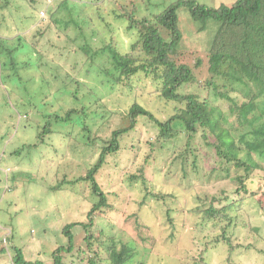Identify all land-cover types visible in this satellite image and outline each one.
I'll use <instances>...</instances> for the list:
<instances>
[{
  "label": "rangeland",
  "instance_id": "374dc122",
  "mask_svg": "<svg viewBox=\"0 0 264 264\" xmlns=\"http://www.w3.org/2000/svg\"><path fill=\"white\" fill-rule=\"evenodd\" d=\"M165 1L10 0L8 8L0 9L1 39L9 47H17L9 58L2 54L9 66L0 67V239L8 248L19 247L26 260L53 264L52 251L68 241L62 232L64 225L91 221L87 232L90 246L85 240L87 229L82 225L71 228L74 249L72 254H63L64 264H74L75 257L78 264H88L94 251L103 263L105 249L114 243L118 247L121 241L137 250L140 263L136 264H226L228 258L232 264H264V210L254 197L241 210L230 213L246 224L236 228L233 241L250 246L236 249L231 257L222 243L212 242L222 234L223 221L217 220L213 226L208 219L211 223L203 229L198 223L205 218L191 210L198 206L199 195L212 196L216 206L226 195L234 198V186H238L234 184L251 172L233 162H214L215 139L210 133L192 139L201 161L198 169L188 166L187 180L179 150L172 152L171 147L162 154L151 148L147 141L154 139V123L140 116L136 126L119 139L120 149L108 154L94 175L109 206L88 216L98 197L90 180L84 178L85 171L109 144L114 128L129 125L123 111L136 100L161 120L174 112V103L152 92L159 86L151 75L132 76L128 87L113 81L114 68L105 47L111 42L126 52L135 37L125 30L123 19H114L116 10L133 8L135 17L143 18L158 12ZM194 1L217 7L235 0ZM177 14L179 26L188 32V7H179ZM117 25L119 30H114ZM14 33L23 34L19 42L13 43ZM212 33L193 32L184 43L191 42L202 51L209 42L207 34ZM98 49L104 52L96 54ZM204 77L202 71L198 78ZM181 91L195 92L226 107L220 97L209 95L207 86L188 84ZM237 96L239 102L251 100L248 95ZM248 103L254 105L248 117L256 115L258 122H264V96ZM71 108L75 110L69 111ZM244 112L223 120L229 128L240 124L233 131L236 138L249 129V124L238 123L236 118L245 123ZM253 154L262 168L246 180V188L264 199V155ZM140 167L143 171H138ZM131 173H139L138 178L131 181ZM215 174L221 178L214 183ZM252 178L260 180L252 185ZM143 197L147 201L140 203ZM10 253L11 249L9 254L0 251V264H12ZM200 256L204 263L192 260Z\"/></svg>",
  "mask_w": 264,
  "mask_h": 264
},
{
  "label": "trees",
  "instance_id": "16d2710c",
  "mask_svg": "<svg viewBox=\"0 0 264 264\" xmlns=\"http://www.w3.org/2000/svg\"><path fill=\"white\" fill-rule=\"evenodd\" d=\"M29 1L30 3L35 2V0ZM168 2L169 0H166L165 5L163 4L158 12L148 17H135L133 8L129 11L125 8L122 12L116 10L114 13V19H123L126 22V24L123 23L125 30L132 35L135 34V37L129 51L126 52L120 51L111 42L105 46L115 70V74L114 70L112 71V80L128 87L132 76L138 73H143L146 76L151 75L159 86L152 92H159V97L170 100L176 106L174 112L162 120L136 100L126 111H123L128 118L129 125L114 128L109 144L101 148L97 160L85 171L84 178L90 180L93 192L98 197L97 202L88 211V216L91 217L94 212H99L103 207L109 206L107 194L101 189L94 175L105 164L108 154L116 153L120 149L118 147L119 139L136 126L140 116L147 117L154 123L156 130L154 139L151 142L147 141L151 148L154 147L162 154L170 151L171 147L172 152L179 150L180 167L187 180L188 166H191L193 170L196 167L198 169L197 163L201 161L198 148L192 147V139L201 135L206 137L210 133L215 139L212 145L213 151H215L214 157H216L214 162H218L219 165L233 162L232 164L236 167L251 170L247 176L238 178V184H234L238 185L234 186V198L226 195L224 202H220L216 206V199L212 196L209 198L206 195L204 197L199 195L197 197L200 200L198 206L191 209L200 212L201 217L205 218V222L198 223L203 229L207 227L208 223L212 222L211 224L215 226L217 220L218 222L223 221L222 234L212 239V242L222 243L227 248L228 256L231 257L236 249L241 250L243 247L250 246L233 241L234 238H237L235 237L236 228H244L246 224L245 222L240 224L239 216L234 214L232 217L230 213L241 210L244 207L243 203L251 197H254L253 201L264 210V199L257 196L256 191H249L246 188V180L254 174L256 169L262 168L253 152L259 156L264 155V122H258L256 115L248 117L254 108V105L248 102L261 94L264 96V0H235L229 6L222 4L217 7L197 4L194 0ZM10 5V0H0V9L5 6L8 8ZM181 6L188 7L186 19L189 27L188 32L185 29L183 31L178 23L177 9ZM16 24L17 22L14 25L16 26ZM119 28L120 25H117L114 30H119ZM204 30L213 31V33L211 36L207 34L209 42L202 51L198 52L191 42H188L187 45L184 43L185 37H189L193 32ZM1 35L2 32L0 33V67L6 68L9 65L3 60L2 54H6L9 58L17 50V47L13 48L12 44L9 47L7 41L1 39ZM22 35L20 33L19 35L12 34L13 43L14 40L19 42ZM102 52L104 51L100 52L98 49L96 54ZM190 54L192 56L188 57ZM202 71H205L203 79L198 78ZM188 84L207 86L209 95L220 97L221 104H225L226 107L212 103L206 96L201 98L195 92L181 91ZM59 92H63V90H59ZM236 93L240 97L248 95L251 100L239 102ZM74 110L71 108L69 111ZM69 111L66 114H69ZM243 111H246L244 113L247 114L245 123L240 121V117L236 118L238 123L247 126L249 124V129L236 138L233 131L237 130L240 124L229 128L223 123V120H229L235 114H242ZM200 127L204 128V131L200 130ZM48 131L46 130V132ZM179 142L181 146L177 144ZM155 158H159V156L156 155ZM213 167L211 169L214 170ZM138 169V171H143L142 167ZM151 173L155 174L154 170H151ZM138 175L139 173H131V181L137 179ZM220 176L213 175L214 183L218 182ZM64 177L66 176L64 175ZM256 179L259 178L251 179L252 185ZM189 181L194 182L192 178ZM223 181H226L225 178ZM142 182L145 183L144 178H142ZM52 189H57V186ZM169 194L168 196L172 199L175 197L172 193ZM144 201H147L145 197L140 203ZM208 219L212 221L210 222ZM91 224L89 221L88 223L71 222L64 225L62 232L68 236V241L52 251L53 264H64L63 254L73 253L74 238L70 232L73 226L82 225L83 229H87L85 240L87 246H90L91 235H88L87 232ZM229 227L231 228L229 229ZM118 245L117 247V244L114 243V246L105 249L106 260L103 263L97 258L98 251H94V257L88 259V264H136L138 261L137 250L123 241ZM10 249L12 264H43L40 260H26L19 247L11 245L8 248L7 243L0 239V251L9 254ZM86 250L80 249L79 252L84 253ZM203 258L200 256L192 258V260L204 263ZM75 259L74 264H78L77 257ZM230 260L228 258L226 264H232ZM138 262L140 263V261Z\"/></svg>",
  "mask_w": 264,
  "mask_h": 264
}]
</instances>
